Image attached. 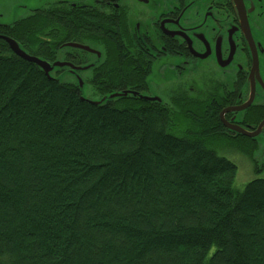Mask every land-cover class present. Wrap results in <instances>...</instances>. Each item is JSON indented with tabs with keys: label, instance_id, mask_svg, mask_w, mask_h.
I'll return each mask as SVG.
<instances>
[{
	"label": "trees",
	"instance_id": "1",
	"mask_svg": "<svg viewBox=\"0 0 264 264\" xmlns=\"http://www.w3.org/2000/svg\"><path fill=\"white\" fill-rule=\"evenodd\" d=\"M177 96L94 105L0 52V264H264V180L217 150L251 154Z\"/></svg>",
	"mask_w": 264,
	"mask_h": 264
},
{
	"label": "flooded vegetation",
	"instance_id": "2",
	"mask_svg": "<svg viewBox=\"0 0 264 264\" xmlns=\"http://www.w3.org/2000/svg\"><path fill=\"white\" fill-rule=\"evenodd\" d=\"M7 40L80 95L78 80L102 98L184 95L248 154L264 142V0H0V52L16 56Z\"/></svg>",
	"mask_w": 264,
	"mask_h": 264
},
{
	"label": "rangeland",
	"instance_id": "3",
	"mask_svg": "<svg viewBox=\"0 0 264 264\" xmlns=\"http://www.w3.org/2000/svg\"><path fill=\"white\" fill-rule=\"evenodd\" d=\"M59 80L66 82V79ZM81 94L88 101L102 100V97L95 93L92 86L87 83L83 84ZM217 152L235 164L237 172L234 187L236 189L242 190L245 184L252 180H264V142H260L257 151L250 156L227 144L222 145Z\"/></svg>",
	"mask_w": 264,
	"mask_h": 264
},
{
	"label": "water",
	"instance_id": "4",
	"mask_svg": "<svg viewBox=\"0 0 264 264\" xmlns=\"http://www.w3.org/2000/svg\"><path fill=\"white\" fill-rule=\"evenodd\" d=\"M7 42L9 43V46H10V50L17 56L19 57L20 59L26 61V62H29V63H34L46 76H48V72H49V68L46 66V64L40 60H37V59H33V58H30L23 50L20 49V47L14 43L13 41L11 40H7ZM49 80H55L56 82L60 83V82H63L59 79H49ZM78 87L80 89V91L82 90L83 88V84H82V81L81 80H78ZM136 94H133V96H135ZM128 96V92H124V93H120V94H111L109 96H105L102 98V100L98 101V102H93V101H88L86 100L85 98L82 97V94H81V100H84L86 102H89L91 104H94V105H101L103 103L106 102V100H114V99H126ZM139 100L142 101V102H158V103H162V101L159 99V98H149V97H146V96H140L139 97ZM264 124V123H263ZM260 125L259 129H261V127L263 126ZM240 131V130H239ZM236 132V131H234ZM236 133H239V132H236ZM243 133V132H241ZM240 134V133H239ZM257 134V133H256ZM255 134V135H256ZM243 135H248V136H252V134H247V133H243ZM253 135V136H255Z\"/></svg>",
	"mask_w": 264,
	"mask_h": 264
}]
</instances>
